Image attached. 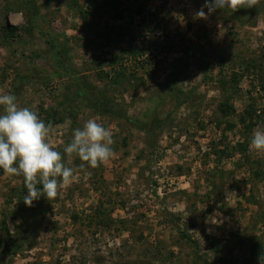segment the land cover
Returning <instances> with one entry per match:
<instances>
[{
	"label": "rangeland",
	"instance_id": "rangeland-1",
	"mask_svg": "<svg viewBox=\"0 0 264 264\" xmlns=\"http://www.w3.org/2000/svg\"><path fill=\"white\" fill-rule=\"evenodd\" d=\"M203 5L0 0V94L51 124L78 169L31 207L23 177L0 170V264H264V154L249 147L264 126V0L257 15L202 19ZM88 119L115 140L96 169L64 153Z\"/></svg>",
	"mask_w": 264,
	"mask_h": 264
},
{
	"label": "clouds",
	"instance_id": "clouds-1",
	"mask_svg": "<svg viewBox=\"0 0 264 264\" xmlns=\"http://www.w3.org/2000/svg\"><path fill=\"white\" fill-rule=\"evenodd\" d=\"M259 4L260 0H205L196 16L207 19L204 8L211 14L217 9L236 12ZM0 109V170L8 176L23 177L26 206L31 207L41 196L48 201L56 199L62 188L72 184L78 169L68 166L61 152L48 142L51 124H46L29 107H20L10 93L0 94ZM114 144L112 131L97 120L88 119L82 128L73 130L64 153L78 156L84 162L81 169H96L114 156ZM249 147L264 154V126L253 131Z\"/></svg>",
	"mask_w": 264,
	"mask_h": 264
},
{
	"label": "trees",
	"instance_id": "trees-1",
	"mask_svg": "<svg viewBox=\"0 0 264 264\" xmlns=\"http://www.w3.org/2000/svg\"><path fill=\"white\" fill-rule=\"evenodd\" d=\"M199 1H201L203 4H205V0H199ZM216 11L218 13H222L225 16L226 15L230 16L231 14H239V13H242V12H245V11H248L249 13H251L253 15H257V14L260 13V10H259L258 6L254 7V8H248V9L242 8V9L236 11V12H231V10H229V9H217ZM229 18L230 17H228V19ZM46 42L49 45V47L52 50V52L54 53V56L56 57L55 59H57L59 64L61 65V63H60V61H61L60 59H62L61 58V52H60L59 58H57V56L59 55V52H58V48L55 45V43L51 39H48ZM80 89H81L82 92L85 93V89H83V87L81 85H80ZM246 114L249 115V112L247 111ZM254 122H256V120ZM22 245L23 244L20 241H17L16 244L13 247H14V249L20 250ZM14 251H16V250H14Z\"/></svg>",
	"mask_w": 264,
	"mask_h": 264
}]
</instances>
